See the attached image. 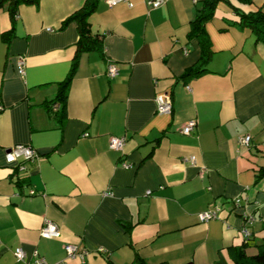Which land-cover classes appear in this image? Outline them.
Here are the masks:
<instances>
[{
	"label": "crops",
	"instance_id": "1",
	"mask_svg": "<svg viewBox=\"0 0 264 264\" xmlns=\"http://www.w3.org/2000/svg\"><path fill=\"white\" fill-rule=\"evenodd\" d=\"M109 1L88 19L102 42L93 51H79L77 21L65 24L90 0H40L15 14L0 5V264H235L245 215L255 218L254 255L264 242V43L239 21L264 13V0L217 5L208 71L189 79L202 54L190 26L205 0ZM166 94L173 110L160 114ZM190 121L196 130L185 135ZM113 137L126 139L123 150ZM18 145L39 153L24 176L6 162ZM48 221L60 238L42 237ZM66 245L87 260H68Z\"/></svg>",
	"mask_w": 264,
	"mask_h": 264
},
{
	"label": "trees",
	"instance_id": "2",
	"mask_svg": "<svg viewBox=\"0 0 264 264\" xmlns=\"http://www.w3.org/2000/svg\"><path fill=\"white\" fill-rule=\"evenodd\" d=\"M9 1L12 7V12L15 14L20 5H34L38 4L40 0H0V5ZM99 0H90L88 6L70 16L66 22L77 21L79 25L80 41L78 43L79 51H93L101 50L102 42L99 39H94L91 36L90 23L88 21L90 15L95 11ZM223 0H205L204 6L200 14L191 23L190 38H196L200 42L202 54L199 63L193 68L189 69L184 78H196L205 74L208 70V63L212 56L210 42L206 33V24L213 18L217 5ZM239 24L242 28H249L257 37V39L264 43V13L258 11L256 13L241 14ZM13 33H9L7 40L10 41ZM74 70V68H73ZM70 78L62 84L59 94V101L62 106L61 113H64L65 103L67 99V88L70 83ZM263 174V173H262ZM252 237V235H251ZM245 239V243L241 247H235L234 253L236 256L235 264H264V242L256 246V253L254 255L247 254V245L251 240ZM136 264H146L141 258H136ZM166 264V263H161Z\"/></svg>",
	"mask_w": 264,
	"mask_h": 264
},
{
	"label": "built area",
	"instance_id": "3",
	"mask_svg": "<svg viewBox=\"0 0 264 264\" xmlns=\"http://www.w3.org/2000/svg\"><path fill=\"white\" fill-rule=\"evenodd\" d=\"M123 0H110L109 3L113 6L116 5L119 2H122ZM164 0H149V5L158 8L162 5ZM18 70L21 75H25V60L20 59L18 63ZM118 68L114 63H110L108 66V77L111 79H114L118 76ZM157 104H158V113L160 114H170L173 110V103L171 100V97L166 95H159L157 97ZM197 123L195 121H190L187 123V125L183 128L182 133L185 135H190L196 130ZM240 144L242 145H249L251 142V137L246 136L239 139ZM126 143L125 138H118L113 137L110 140V147L113 150L121 151L123 150ZM39 158V153L32 148L31 146H25V145H18L12 149H10L7 152L6 155V162L8 165H15L17 172H19L20 175L24 176L27 173V166L26 163L34 162L36 159ZM194 158L191 159L192 162H194ZM125 168H129L130 165L124 164ZM34 192H31V195H33ZM150 194V192L148 193ZM218 210L215 211H207L202 214H200V220L202 222H209L212 219H215L217 217ZM245 229L243 231V236L246 240H249L251 237V232L249 230V226L252 225L255 222V218L252 215H245ZM41 235L45 239H58L60 238V230L57 224L53 222H46L44 227L42 228ZM65 250L67 253L68 260H79L81 262H85L87 260L89 252L86 249H81L78 246L75 245H66ZM16 257L20 260H23L26 258V253L22 249H17L15 253ZM31 264H49L44 259H37ZM57 264H67L66 261L60 262Z\"/></svg>",
	"mask_w": 264,
	"mask_h": 264
}]
</instances>
